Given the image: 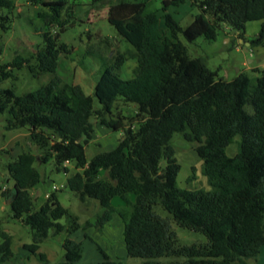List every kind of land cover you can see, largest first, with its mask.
<instances>
[{
    "label": "trees",
    "instance_id": "obj_1",
    "mask_svg": "<svg viewBox=\"0 0 264 264\" xmlns=\"http://www.w3.org/2000/svg\"><path fill=\"white\" fill-rule=\"evenodd\" d=\"M27 1L36 6L34 14L45 24L42 43L30 56L34 66L18 53L0 64V114H7L5 128H25L42 151H22L6 163L17 189L9 204L12 216L33 233V242L24 243L23 248L36 255L39 264H48L39 247L51 232L55 235L66 229L72 234L90 226L100 230L117 213L123 222L126 256L142 259L141 264L256 261L264 246V70L251 91L250 78L244 72L231 80L218 78L203 58L189 56L178 34L189 42L199 36L215 40L226 24L244 40L245 23L261 20L249 43L264 46V0H190L198 11L185 26L169 8L186 0H161L160 8L154 6L155 0H109L107 19L134 52L119 55L102 68L93 95L58 75L22 94L1 86L14 77V70L25 66L34 75L55 73L60 55L70 52L60 37L76 21L75 3ZM14 4L15 0H0V10H7L0 14V30L4 32L10 28ZM131 57L136 58L134 75L122 78L118 72ZM94 97L99 106H95ZM246 104L251 112L245 109ZM123 106L133 107L134 115L124 116ZM96 121L112 131L120 130L122 136L113 148L100 147L88 158L85 149L93 139ZM176 132L195 143L202 174L211 189L177 185L180 164L170 143ZM237 134L241 137L238 152L228 156L225 148ZM50 157L57 170L68 171L66 164L75 163L77 170L66 183L82 202L93 199L98 203L101 214L94 221L81 225L54 192L35 208L30 189L41 176L33 164L36 159L47 162ZM162 158L165 166L160 165ZM114 197L124 205L113 206ZM156 205L178 225L202 232L207 241L179 244L169 219L155 212ZM63 217H68V224L60 222ZM1 237L0 262H5L13 256L11 238L5 233ZM62 248L64 260L59 264H77L81 259L80 241L67 237ZM96 249L101 255L96 264H122L97 244Z\"/></svg>",
    "mask_w": 264,
    "mask_h": 264
},
{
    "label": "rangeland",
    "instance_id": "obj_2",
    "mask_svg": "<svg viewBox=\"0 0 264 264\" xmlns=\"http://www.w3.org/2000/svg\"><path fill=\"white\" fill-rule=\"evenodd\" d=\"M71 1L75 3L76 21L60 37L68 45L70 52L60 55L56 72L34 75L25 66L20 70H14V77L4 80L1 83L2 87H13L17 94H22L25 91L37 89L46 84L54 75H58L65 82L80 85L87 95H93L94 85L102 68L112 63L119 55L128 56L130 52H134L133 47L122 39L107 19L109 0L94 5H91L90 0ZM154 6L160 8L161 0H155ZM35 8L36 6L27 0H15L10 13V28L5 32L0 30V64L10 61L18 53L28 58V63L34 66V60L30 56L34 47L42 43L41 32L45 29L44 22L34 14ZM170 9H172L170 13L181 26L187 25L198 11L192 7L190 0ZM6 12V9L0 10V14ZM260 24L261 20L245 23L242 34L245 41L238 37L239 32L226 24L218 30L215 40L199 36L189 42L181 33L178 34V39L186 45L189 56L203 58L207 67L216 71L218 78L231 80L240 72L246 73L250 78L249 90L251 91L260 71L264 70V46H251L249 43V40L258 33ZM160 27L164 28L162 20ZM135 68L136 58H128L118 74L122 78H130L134 75ZM94 104L99 106L95 97ZM245 109L248 112L252 111L249 104L245 105ZM121 112L124 116L130 117L134 115L135 109L131 106H123ZM6 115V113L0 114V242L2 233L10 236L13 256L0 264H39L37 256L23 248L24 243L33 242L32 230L21 220L12 216L11 207L5 203L4 196L6 190L13 187L6 163L19 152L30 151L42 154V151L32 143L25 128L7 130L5 128ZM95 131L93 139L86 145L85 152L88 158L93 156L100 147L105 150L113 148L122 136L120 130L112 131L98 121L95 122ZM240 138L239 134L235 135L227 145L225 152L228 156H234L238 152ZM170 143L180 164L177 185L183 188L211 189L207 178L202 174V160L194 150L195 143L185 140L178 132L173 134ZM165 164L166 161L162 158L160 165L165 166ZM33 166L41 176L40 182L30 189L35 208L46 200L45 193L50 195L54 192L59 202L78 217L81 225H85L86 220L94 221L97 215L101 214L100 206L95 200L90 199L95 204L82 203L79 197L68 188L67 178L77 170L74 162L66 164L68 171L57 170L53 157H50L47 162L36 159ZM54 185L56 189H53ZM154 210L161 217L169 219L179 244L190 245L207 241L202 232L178 225L160 205H156ZM60 222L68 224V217H63ZM121 223L118 215L113 214L109 234L115 237L113 238L115 242L119 231L118 225ZM51 233L40 242L39 251L46 254L48 264H59L64 260L62 242L67 237L76 240V236L74 232L69 234L66 229L55 235ZM99 234H101V229L97 230L93 237ZM104 237L101 239L103 244H109ZM95 239L100 243L97 238ZM81 259L79 264L95 263L101 259L93 242L87 240L83 242ZM125 259L126 264H141L142 262L140 258L126 257ZM251 264H264V246L260 248L257 260Z\"/></svg>",
    "mask_w": 264,
    "mask_h": 264
},
{
    "label": "crops",
    "instance_id": "obj_3",
    "mask_svg": "<svg viewBox=\"0 0 264 264\" xmlns=\"http://www.w3.org/2000/svg\"><path fill=\"white\" fill-rule=\"evenodd\" d=\"M170 8H169V12H172V9H170ZM240 42H241V39H240ZM260 46L262 47L263 45H260ZM19 153H17L16 155H18ZM46 194L47 193H45V195ZM111 202H112V205L115 206L116 208H120L124 205L123 200H121L119 197H114ZM82 203H85V204L86 203H94L95 204V202H92V200H90V199L89 200L85 199ZM113 214H117V213H113ZM113 214H112L111 219L107 223H105V225L102 227L101 234H99L98 236L95 237L99 240L100 243H98V241H96V239L93 237L95 235V233H97V230H95V228L93 226L87 227L86 229L79 228L74 232V234L76 236V241L81 242V249H82V244L84 241H86V240L91 241L95 244V247H96V244L101 246L110 255L111 258L121 261L122 264H126L125 258L127 256H126L125 243H124V239H123V222L119 216L118 217L122 223H121V225H118L119 231H118V234L116 236L117 241L115 242V240L113 239L115 237L111 236L109 234V226H110V222L113 218ZM104 236H106V237H104ZM103 237L106 239V241H109V244L108 243H107V245L103 244V240H101ZM81 260L82 259H80L77 262V264H79ZM99 261H97V262H99ZM97 262L89 263V264H96Z\"/></svg>",
    "mask_w": 264,
    "mask_h": 264
},
{
    "label": "water",
    "instance_id": "obj_4",
    "mask_svg": "<svg viewBox=\"0 0 264 264\" xmlns=\"http://www.w3.org/2000/svg\"><path fill=\"white\" fill-rule=\"evenodd\" d=\"M17 189L12 187L11 190L5 195V203L10 204L11 201L15 198Z\"/></svg>",
    "mask_w": 264,
    "mask_h": 264
},
{
    "label": "built area",
    "instance_id": "obj_5",
    "mask_svg": "<svg viewBox=\"0 0 264 264\" xmlns=\"http://www.w3.org/2000/svg\"><path fill=\"white\" fill-rule=\"evenodd\" d=\"M53 189H56V186L55 185L53 186ZM45 196L47 197L48 195L46 194Z\"/></svg>",
    "mask_w": 264,
    "mask_h": 264
}]
</instances>
